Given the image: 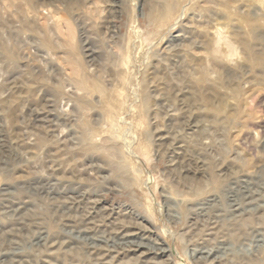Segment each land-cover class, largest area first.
Returning a JSON list of instances; mask_svg holds the SVG:
<instances>
[{"label":"rangeland","instance_id":"rangeland-1","mask_svg":"<svg viewBox=\"0 0 264 264\" xmlns=\"http://www.w3.org/2000/svg\"><path fill=\"white\" fill-rule=\"evenodd\" d=\"M0 264H264V0H0Z\"/></svg>","mask_w":264,"mask_h":264},{"label":"bare ground","instance_id":"bare-ground-1","mask_svg":"<svg viewBox=\"0 0 264 264\" xmlns=\"http://www.w3.org/2000/svg\"><path fill=\"white\" fill-rule=\"evenodd\" d=\"M257 62V61H256ZM78 72V71H77ZM82 87H87L89 88L90 86L88 85V83L85 81V80H81V84H80ZM115 99V98H114ZM115 106L113 104H108V110H109V114L111 116V114L113 113V111L115 110ZM117 112V111H116ZM112 118V117H111Z\"/></svg>","mask_w":264,"mask_h":264}]
</instances>
